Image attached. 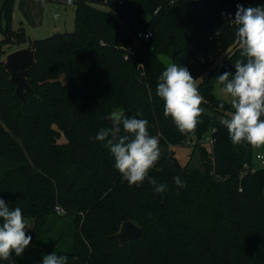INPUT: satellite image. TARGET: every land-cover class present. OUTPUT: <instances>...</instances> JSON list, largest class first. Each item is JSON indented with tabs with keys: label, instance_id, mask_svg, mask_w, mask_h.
I'll return each instance as SVG.
<instances>
[{
	"label": "trees",
	"instance_id": "1",
	"mask_svg": "<svg viewBox=\"0 0 264 264\" xmlns=\"http://www.w3.org/2000/svg\"><path fill=\"white\" fill-rule=\"evenodd\" d=\"M70 1L75 30L40 40L13 28L15 0L0 10V198L35 220L23 255L0 264H42L53 252L68 264H264V170L253 171L254 147L232 144L220 120L234 110L206 74L235 73L240 49L225 17L264 0H106L107 8ZM148 30L149 39L137 38ZM27 42L34 93L22 102L3 57ZM131 45L136 53L125 59ZM172 63L187 67L204 97L194 134L178 131L156 95ZM113 110L148 121L162 152L149 176L168 185L164 193L147 178L130 186L110 151L90 139L110 127ZM187 143L200 151L197 164L176 156L174 147ZM177 176L187 187L175 185ZM127 220L143 232L121 245L116 234Z\"/></svg>",
	"mask_w": 264,
	"mask_h": 264
},
{
	"label": "clouds",
	"instance_id": "2",
	"mask_svg": "<svg viewBox=\"0 0 264 264\" xmlns=\"http://www.w3.org/2000/svg\"><path fill=\"white\" fill-rule=\"evenodd\" d=\"M230 24L236 27L235 43L241 58L234 63V74L225 71L215 79L221 92L231 98L234 110L220 123L227 128L234 146L247 144L258 148L264 146V119H261L264 117V5L247 8L238 5ZM156 95L164 101L165 117L172 119L178 131L183 135L194 134L202 122L204 97L198 90V79L193 78L187 67L176 63L167 66L158 78ZM219 106L223 108V102ZM105 119L110 127L101 128L90 139L100 141L110 151L115 169L130 186L139 187L147 178L155 193H164L168 185L157 183L149 176L162 152L158 138L148 131V121L128 117L122 110H113ZM174 183L179 188L187 187L179 176L174 177ZM26 228L28 224L21 208L12 209L0 198V259L10 261L13 253L16 257L23 255L32 241L26 235ZM42 264H68V256L53 252L43 256Z\"/></svg>",
	"mask_w": 264,
	"mask_h": 264
},
{
	"label": "rangeland",
	"instance_id": "3",
	"mask_svg": "<svg viewBox=\"0 0 264 264\" xmlns=\"http://www.w3.org/2000/svg\"><path fill=\"white\" fill-rule=\"evenodd\" d=\"M6 0H0V10ZM98 7L107 8L103 3L95 2ZM12 26L15 30L24 29L30 40H40L48 38L56 33L73 32L76 27L75 5L70 0H15L14 4V19ZM31 47V42L12 45L8 48L9 51L15 49ZM6 56L3 60L6 62ZM211 81L214 85V91L217 97L230 102V97L221 92V86L216 84L215 79L220 76V70L215 69L208 71ZM64 80L63 77H61ZM60 142H65V137H62ZM264 146L254 148V153L262 151ZM176 156L182 164H197L200 151L193 150V146L189 143L184 146L174 147ZM57 211L65 213L63 209L57 207ZM28 224L26 232L34 226L35 220L31 217L24 216Z\"/></svg>",
	"mask_w": 264,
	"mask_h": 264
},
{
	"label": "water",
	"instance_id": "4",
	"mask_svg": "<svg viewBox=\"0 0 264 264\" xmlns=\"http://www.w3.org/2000/svg\"><path fill=\"white\" fill-rule=\"evenodd\" d=\"M98 3H104L106 0H92ZM194 6H199L201 3L197 0H193ZM36 65L35 50L25 47L15 49L7 54L6 62L4 64L11 74V81L16 85L15 95L25 101V92L34 93L33 88L29 84L27 77L29 69ZM143 232L141 226L137 225L133 221L127 220L121 224V227L116 234L119 238L121 245H126L132 242L135 238L139 237Z\"/></svg>",
	"mask_w": 264,
	"mask_h": 264
},
{
	"label": "built area",
	"instance_id": "5",
	"mask_svg": "<svg viewBox=\"0 0 264 264\" xmlns=\"http://www.w3.org/2000/svg\"><path fill=\"white\" fill-rule=\"evenodd\" d=\"M235 17H225V20L230 23L231 19H234ZM153 35L151 30H148L146 32L142 31H137V38L141 39H149ZM136 53V47L131 45L126 48V54H125V59H130L131 56H133ZM205 142L209 145H212L214 143V139L212 138L211 135H208L205 139ZM256 161L258 163V167L253 168V171H256L257 168L263 169L264 170V149L262 151H259L256 153Z\"/></svg>",
	"mask_w": 264,
	"mask_h": 264
}]
</instances>
